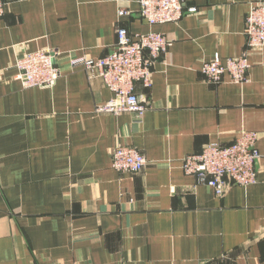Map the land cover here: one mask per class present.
Here are the masks:
<instances>
[{"label":"crops","instance_id":"obj_1","mask_svg":"<svg viewBox=\"0 0 264 264\" xmlns=\"http://www.w3.org/2000/svg\"><path fill=\"white\" fill-rule=\"evenodd\" d=\"M0 17V264H264V158L258 180L223 196L182 159L210 143L260 133L264 153V48L249 52L248 81L220 84L204 60L247 50L246 18L259 0H187L178 22L150 25L139 0H4ZM264 1V0H261ZM160 32L171 46L147 110L100 113L113 93L71 56H104L118 39ZM54 49L61 76L24 87L15 61ZM138 148L144 170L112 165L117 145Z\"/></svg>","mask_w":264,"mask_h":264},{"label":"built area","instance_id":"obj_2","mask_svg":"<svg viewBox=\"0 0 264 264\" xmlns=\"http://www.w3.org/2000/svg\"><path fill=\"white\" fill-rule=\"evenodd\" d=\"M187 0H139L140 13L150 25L178 22L187 13H196V6L186 7ZM6 2L0 0V17L5 13ZM247 50L240 56L223 59L216 54L204 60L202 73L209 83L220 84L229 75L234 83L248 81L251 62L249 52L264 48V1L251 4L246 18ZM172 41L163 33L131 34L124 27L118 28V39L112 51L104 56H71L70 65H82L90 80L100 78L113 93L97 111L113 115L134 113L139 118L147 110L137 86H153L154 66ZM64 53L54 49L23 51L16 58L17 79L24 87H52L61 76L58 60ZM260 133L243 131L230 144L210 143L199 153L186 155L182 169L196 176L223 196L231 185L248 186L258 180V162L264 158L257 142ZM149 161L136 147L117 145L112 151V165L121 172H140Z\"/></svg>","mask_w":264,"mask_h":264}]
</instances>
